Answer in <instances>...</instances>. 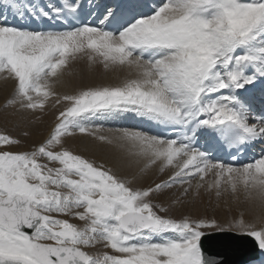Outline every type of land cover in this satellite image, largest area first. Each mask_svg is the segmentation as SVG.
Here are the masks:
<instances>
[{
  "label": "snow or ice",
  "instance_id": "obj_1",
  "mask_svg": "<svg viewBox=\"0 0 264 264\" xmlns=\"http://www.w3.org/2000/svg\"><path fill=\"white\" fill-rule=\"evenodd\" d=\"M85 58L118 82L58 92ZM0 78L13 82L5 108H63L30 148L14 150L22 141L0 133V264H218L202 251L203 229L251 238L264 256V149L237 166L197 147L200 138L230 150L264 143V114L241 96L264 82V0H0ZM125 116L152 130L95 123ZM76 134L139 174L170 175L134 186L136 177L65 147ZM174 186L194 198L242 193L253 219L241 212L225 228L174 218L181 201L153 199Z\"/></svg>",
  "mask_w": 264,
  "mask_h": 264
},
{
  "label": "rangeland",
  "instance_id": "obj_2",
  "mask_svg": "<svg viewBox=\"0 0 264 264\" xmlns=\"http://www.w3.org/2000/svg\"><path fill=\"white\" fill-rule=\"evenodd\" d=\"M26 3H28L27 0H26ZM78 60L76 61V64L79 62ZM82 63L83 65L81 63L75 65L76 68H74V70L77 69L78 75L77 76L75 75L74 78L71 79L72 82L69 83L70 85L68 84V86H65L64 88L56 89L58 92L71 91V89L76 86H90V85H97V84H115L118 82L116 77H113V79H110L109 81H105L103 79L105 72L102 69V67H100L99 65H96V67H93L94 72H95V75H94L95 77L94 79H90L87 73H85L86 67L84 66V61ZM78 65L82 66L79 70H78ZM0 87L5 88L3 91L6 90L5 97L2 96V98L0 99V115L6 117V119L0 118V133L10 135L15 139L21 140L22 149L30 148L31 146L29 147L26 146V143H28V141H26V139L21 138V134L27 133L28 131L31 130L29 129V126L27 124L24 125L19 120L20 118L19 115L21 116V112L23 113V111H17V108L14 106H9L7 108L4 107L6 100L10 98L11 96L12 89H13V82L4 81L2 79L0 82ZM8 90H10V92ZM58 110H63L62 106L58 105L56 106L55 109L49 106L47 110L43 112V118L39 122L40 123L39 128L41 129L42 135L48 134L49 130L53 127L56 120L54 123L50 121L51 116H53L51 112L52 111L58 112ZM38 113H41V112L37 110L35 113H32V114L37 115ZM47 114H48V117H45L47 116ZM117 118H120V117H117ZM117 118H111V119L109 118L107 120H97L95 123H102L105 129L116 128L119 126L114 125L111 122V120L117 119ZM35 133L37 132L35 131ZM42 140L37 139V142L34 144H38ZM74 140L79 141V143L76 144ZM65 147L69 148L74 153L82 154L88 157L89 159H93L97 161L98 163H103L101 158L106 157L110 154L107 151L109 146L102 145L99 142L93 140L91 137L82 136L81 134H76L74 137L66 139ZM22 149H14V150H22ZM105 166L111 167V165L109 164H105ZM214 179H215L214 175L209 174L206 177V182H212L214 181ZM195 183H196V180H193V185H195ZM154 184H152L151 186H153ZM175 187L177 186H174L173 187L174 189L172 188L170 191V199H178L179 201L184 203L185 206L183 208V211H181V216L189 215V216L196 217V218H205L209 220H215L218 225L225 227V228L227 227L228 224L232 222L233 219L238 218L241 212L244 213L246 220L251 221L253 219L252 214H249L248 210L246 209V206L248 204L244 201V197L242 193L238 194L239 200H234L230 193H222L220 197H217L215 195V189H213L211 193H206L203 189H201L199 196L194 198L191 192H189L187 196H183L182 193H179ZM174 212H175V209H173V211L170 214L172 215L174 214ZM173 217L176 218V216H173ZM72 222L79 223V221H76V220H73ZM202 231H204L205 233H213V234L218 233V231L211 230V229H203ZM229 232L232 233L230 230L227 232H222L221 235L216 236L217 237L216 239L221 238V239L227 240V242L237 241L239 236L236 235L235 233H232L231 235L229 234ZM100 250L103 251V249H100ZM241 253L242 252H240L239 254Z\"/></svg>",
  "mask_w": 264,
  "mask_h": 264
},
{
  "label": "bare ground",
  "instance_id": "obj_3",
  "mask_svg": "<svg viewBox=\"0 0 264 264\" xmlns=\"http://www.w3.org/2000/svg\"><path fill=\"white\" fill-rule=\"evenodd\" d=\"M115 2V0H96L97 3H99L101 6H103L105 4V2ZM111 2V3H112ZM113 4V3H112ZM9 19V17H8ZM27 19V18H26ZM11 22V20H9ZM79 63H81L83 65V61H84V66L86 67V71L85 73H87L88 77L90 79H94V68L95 66L90 67L88 64V61L85 59H79L78 60ZM76 62H74L69 69L70 75H66L65 77V81L66 84L68 85L71 81L72 78H74V76L78 75L77 74V69L74 70V68H76L75 65H77ZM81 65H78V70L81 68ZM105 72V71H104ZM86 77V76H85ZM97 77V76H96ZM113 77H115V74L113 72H105L103 79L105 81H109L110 79H113ZM83 78V77H82ZM2 78H0V82H1ZM70 85V84H69ZM65 86H59L57 87V89L59 88H64ZM5 88L0 87V99L3 97H5V93L6 90L3 91ZM10 92V90H8ZM41 114V115H40ZM51 114H53V116H51L50 121H52L53 123L55 122V117L58 114V112L52 111ZM50 115V114H49ZM19 120L22 122V124L24 125H28L29 129H31L30 131L27 132V135L25 136L24 134H21V138L26 139V141H28V143H26V146H32L34 143L37 142V139L42 140L45 136H47V134H41V129L40 127V120L43 118V113H38L37 115L32 114L31 112H21V116L19 115ZM48 117V114L47 116ZM128 117V116H126ZM117 118V119H112L111 122L119 127H133V126H138L133 120L132 118ZM0 118H5V116L0 115ZM8 119V118H7ZM31 119V120H30ZM111 119V118H110ZM27 129V130H29ZM145 130V129H144ZM35 131L37 133H35ZM75 141V140H74ZM82 141V140H81ZM75 143H79V141H75ZM22 149V148H21ZM108 153H110L108 156L101 158L104 164H109L111 165V167L116 171L117 175L124 177V178H128V179H133V177H136V179L134 180V186H139V187H150L152 184L159 182L161 179H166L168 175H170V172H165L164 174H159L157 173V171L155 169H152L148 172H146L145 174H139L138 173V165H132V166H128V164L125 163H120L119 162V154L111 149L110 147L108 148ZM204 151V150H203ZM177 189V191L179 193H182V188H179L178 186L175 187ZM174 189V188H173ZM170 191L171 189H167L164 190V192L162 194H158L156 196L153 197L155 202H165L167 203L168 200L170 199ZM196 205V204H195ZM184 203L181 202L178 205L174 206L172 208L175 209L174 214H172L173 216H176V218L181 216V211H183L184 208ZM246 209L248 210V213L251 214L248 205L246 206ZM171 211V212H172ZM178 214V215H177ZM243 264H264V256H259L257 259H251L248 262H245Z\"/></svg>",
  "mask_w": 264,
  "mask_h": 264
},
{
  "label": "water",
  "instance_id": "obj_4",
  "mask_svg": "<svg viewBox=\"0 0 264 264\" xmlns=\"http://www.w3.org/2000/svg\"><path fill=\"white\" fill-rule=\"evenodd\" d=\"M221 234L222 232L206 233L207 238L203 239L202 251L209 259L218 264H243L260 256V251L251 238L239 236L237 241L227 242L221 238L216 239ZM229 234L232 235L230 232ZM240 252L242 253L239 254Z\"/></svg>",
  "mask_w": 264,
  "mask_h": 264
}]
</instances>
